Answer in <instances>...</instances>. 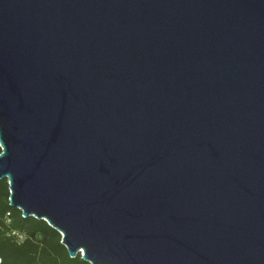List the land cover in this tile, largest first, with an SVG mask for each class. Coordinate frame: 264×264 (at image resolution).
Segmentation results:
<instances>
[{
  "label": "water",
  "instance_id": "95a60500",
  "mask_svg": "<svg viewBox=\"0 0 264 264\" xmlns=\"http://www.w3.org/2000/svg\"><path fill=\"white\" fill-rule=\"evenodd\" d=\"M0 149L70 258L264 264V0H0Z\"/></svg>",
  "mask_w": 264,
  "mask_h": 264
},
{
  "label": "trees",
  "instance_id": "16d2710c",
  "mask_svg": "<svg viewBox=\"0 0 264 264\" xmlns=\"http://www.w3.org/2000/svg\"><path fill=\"white\" fill-rule=\"evenodd\" d=\"M8 196L4 178L0 180V264H89L79 254L70 258L60 234L42 219L23 218L20 210L8 205Z\"/></svg>",
  "mask_w": 264,
  "mask_h": 264
},
{
  "label": "rangeland",
  "instance_id": "374dc122",
  "mask_svg": "<svg viewBox=\"0 0 264 264\" xmlns=\"http://www.w3.org/2000/svg\"><path fill=\"white\" fill-rule=\"evenodd\" d=\"M11 235H12V234H11ZM12 236H14V237H15L16 235H12ZM17 239H18V240H21V239H20V237H18Z\"/></svg>",
  "mask_w": 264,
  "mask_h": 264
}]
</instances>
